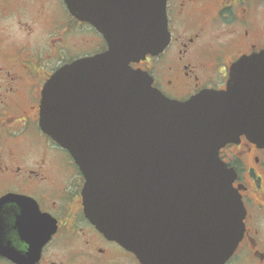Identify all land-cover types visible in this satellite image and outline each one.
<instances>
[{"label":"water","instance_id":"water-1","mask_svg":"<svg viewBox=\"0 0 264 264\" xmlns=\"http://www.w3.org/2000/svg\"><path fill=\"white\" fill-rule=\"evenodd\" d=\"M65 1L109 46L43 90L41 127L84 174L87 217L143 264H223L245 208L219 150L264 145V49L232 63L226 89L174 100L131 65L169 44L167 0Z\"/></svg>","mask_w":264,"mask_h":264},{"label":"flooded vegetation","instance_id":"flooded-vegetation-1","mask_svg":"<svg viewBox=\"0 0 264 264\" xmlns=\"http://www.w3.org/2000/svg\"><path fill=\"white\" fill-rule=\"evenodd\" d=\"M167 15V48L133 65L169 98L226 88L232 62L264 49V0H168ZM107 47L65 0H0V264H142L86 217L82 172L40 126L49 78ZM219 156L246 209L224 264H264V146L243 135Z\"/></svg>","mask_w":264,"mask_h":264},{"label":"rangeland","instance_id":"rangeland-1","mask_svg":"<svg viewBox=\"0 0 264 264\" xmlns=\"http://www.w3.org/2000/svg\"><path fill=\"white\" fill-rule=\"evenodd\" d=\"M223 27H224V25H220V24H219L218 27H216V29L219 30V31H222ZM214 37H215L214 40H215L216 42H220V40H221V38H222V36L219 34V32H215V33H214Z\"/></svg>","mask_w":264,"mask_h":264}]
</instances>
